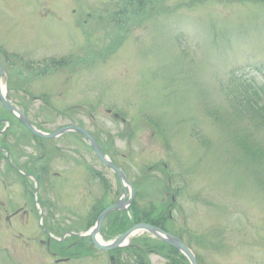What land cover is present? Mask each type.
<instances>
[{
	"label": "rangeland",
	"instance_id": "374dc122",
	"mask_svg": "<svg viewBox=\"0 0 264 264\" xmlns=\"http://www.w3.org/2000/svg\"><path fill=\"white\" fill-rule=\"evenodd\" d=\"M124 1L0 0L7 94L32 101L29 115L50 130L78 122L108 143L140 181V204L171 211L200 264H264V0H145L144 15L123 14ZM57 189L51 199L66 225L61 203L70 200ZM8 191V200L19 195ZM82 202L83 212L93 203ZM18 228L0 220V264L53 260L42 231Z\"/></svg>",
	"mask_w": 264,
	"mask_h": 264
},
{
	"label": "flooded vegetation",
	"instance_id": "af4514ba",
	"mask_svg": "<svg viewBox=\"0 0 264 264\" xmlns=\"http://www.w3.org/2000/svg\"><path fill=\"white\" fill-rule=\"evenodd\" d=\"M0 66L3 68L0 85H5L9 103L17 108L19 112L27 115L38 128L50 131V128L45 127V123H38L34 117L29 115L26 108H30L28 106H30L32 101L18 102L14 99V95L7 94L8 77L12 74L11 72L9 74V69L12 66L10 68L3 64H0ZM34 97L36 99L39 98L38 96ZM28 98H30L29 95ZM40 99L45 100V104L51 105V102L44 97L41 96ZM53 109H57V107ZM41 111L45 112L42 108ZM69 124H76L88 130L82 123L71 121L59 124V126L52 130H57L63 125ZM91 134L101 144L97 135L92 132ZM101 146L107 155L113 154L111 159L117 164L116 151L111 150L109 152L108 146L107 149H104L103 144ZM122 169L130 179L129 174L126 173L124 168ZM108 175L114 176L115 189L118 194L112 201L109 194H111L112 189L115 192L114 182H109ZM0 185L7 199L0 200L2 207L0 220H3L7 227L11 224V226L14 225L15 229V225L17 224L18 230L23 229L33 237L36 231L38 233L42 231L47 242L50 240L51 235L54 239L55 236L62 238L60 240L63 242L62 244H56L53 240L47 243L49 247L51 244L53 245L54 250L50 252L53 257V263L56 262L58 255L61 256L59 260L65 262L64 264H68L70 261L73 262L77 257L83 255L84 259L88 260L97 261L100 258L102 260L108 258L109 262H111V259H116L117 261H113L115 264H122L121 262L119 263L120 258L126 257L127 254L124 249L119 250L117 248L112 251H98L88 236L84 237L80 235V233L87 230L93 224L94 218L98 213L118 199L120 194V180L117 174L95 154L83 134L69 132L56 138L44 139L38 135H34L25 127L18 115L10 111L0 101ZM59 187L61 188L57 189ZM9 188L17 189L19 195L16 196L15 200H8ZM64 188L67 190H64ZM56 189L59 195L64 191L66 194L63 193L65 198L67 196L70 200L65 202L64 205L61 203V210H64V221L68 223L66 225L60 223L62 216H57L55 212V199H51V194ZM35 191L38 195V202L34 199ZM101 191H103L101 195H98ZM24 194H26V197ZM97 196L99 198L96 199ZM82 197H85L87 201H93L89 205L88 211L85 212H83ZM72 199H77L78 202H72ZM134 207L135 205L132 204V210H134ZM114 214L107 219L112 221H107L106 224L103 223L105 227H102V231L104 233L114 234L118 232L119 217L116 213ZM30 217H33L37 224V226L33 224L34 230L32 232L29 231L30 223L28 219ZM25 219L28 221L24 222ZM40 219L44 223L42 228L39 225ZM73 219L78 221V223L73 225ZM84 220L87 222H85V228L81 227ZM61 225L63 227H59ZM57 226L58 229H56ZM34 244L36 243L30 244V248L31 245L33 248ZM126 248L129 249V257L136 256L134 251H132V246ZM30 250L31 253H34L32 249ZM148 252L150 258L151 255L156 256V251L150 250ZM100 255H103L105 258L100 257ZM162 258L164 257L162 256Z\"/></svg>",
	"mask_w": 264,
	"mask_h": 264
},
{
	"label": "water",
	"instance_id": "95a60500",
	"mask_svg": "<svg viewBox=\"0 0 264 264\" xmlns=\"http://www.w3.org/2000/svg\"><path fill=\"white\" fill-rule=\"evenodd\" d=\"M5 102V101H4ZM7 106H9L7 104ZM10 107V106H9ZM11 109L13 107H10ZM24 123L32 130L34 131L35 133L37 134H40L42 135L40 132H38L37 130H35L31 125L30 123L28 122L27 119H23ZM69 130H76V131H80L82 133H84L88 139L90 140V142L92 143V146L94 147V149L96 150L97 154L99 155L100 158L103 159V161L109 165L110 167H112L118 174H119V177L120 179H123L124 176L122 174V172L117 169V167H115L109 160H107L104 155L102 154L101 150H100V147L98 146V144L93 140V138L83 129L81 128H77L75 126H71V127H67V128H63L55 133H53L52 135H47V136H55L59 133H63L65 131H69ZM121 202L120 203H117L115 204L114 206L108 208L105 212H103L100 216H99V219H98V223H97V230H99L100 228V225H101V222H102V219L104 218V216L111 212L112 210L116 209V208H120L121 207ZM139 229H142V230H147L155 235H157L158 237L164 239L165 241L175 245L176 247H178L180 250H182L191 260L192 264H197L192 252L186 247V245H184L180 239H177L175 237H173L172 235L166 233L165 231H163L162 229L158 228V227H155V226H152V225H149V224H144V223H141V224H136L134 225L130 230H128L127 232H125V234H123L120 238H118L115 243H114V246L120 244L127 236H129L133 231L135 230H139ZM97 243V242H96ZM98 244V243H97ZM113 247V246H112Z\"/></svg>",
	"mask_w": 264,
	"mask_h": 264
},
{
	"label": "trees",
	"instance_id": "16d2710c",
	"mask_svg": "<svg viewBox=\"0 0 264 264\" xmlns=\"http://www.w3.org/2000/svg\"><path fill=\"white\" fill-rule=\"evenodd\" d=\"M125 5H124V10L122 11L123 14H128L129 12L132 13H136L138 15H144V8H146V1L145 0H125L124 1ZM134 7L133 10H131L130 8ZM123 18V16H122ZM122 18L120 20H118L119 22L122 20ZM117 21V22H118ZM119 26V25H118ZM244 85H249L252 89L250 90L254 95H256V88L251 85L249 82H242ZM264 91V90H263ZM250 95V94H247ZM258 102V100H257ZM262 105V104H261ZM143 209L140 208V211H142ZM156 211L155 207L151 208V214H150V218L152 220H159L160 216L159 215H154V212ZM153 212V214H152ZM141 212H136V215H141ZM143 243H145L146 245H151V243H148L147 240H145Z\"/></svg>",
	"mask_w": 264,
	"mask_h": 264
},
{
	"label": "bare ground",
	"instance_id": "6f19581e",
	"mask_svg": "<svg viewBox=\"0 0 264 264\" xmlns=\"http://www.w3.org/2000/svg\"><path fill=\"white\" fill-rule=\"evenodd\" d=\"M3 93H4V90H3Z\"/></svg>",
	"mask_w": 264,
	"mask_h": 264
}]
</instances>
